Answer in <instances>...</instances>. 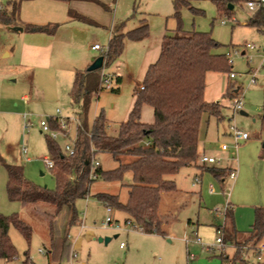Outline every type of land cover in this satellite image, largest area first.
Returning <instances> with one entry per match:
<instances>
[{
  "label": "rangeland",
  "instance_id": "rangeland-1",
  "mask_svg": "<svg viewBox=\"0 0 264 264\" xmlns=\"http://www.w3.org/2000/svg\"><path fill=\"white\" fill-rule=\"evenodd\" d=\"M43 1L45 0H23L16 22L23 26L27 23L41 24L38 20H42L44 13L47 12ZM99 1L107 5L108 9L89 3L91 6L89 11L92 14L99 16L100 13L102 17L109 15L112 22L117 2L122 9L129 6L131 9L129 15L122 19V26L116 30L126 32L139 26L140 19L144 18L148 24V35L139 41L124 38L122 54L110 65H105L106 73L111 75L115 73L122 80L117 92L102 89L91 97L85 117L88 128L91 127L94 117L102 112L107 133L110 135L117 133L119 124L127 118L133 105L135 89L141 86L146 71L145 62L153 63L157 59L162 35L173 32L180 24L185 31L208 32L218 43L212 52L227 56L229 71L234 73V77L229 78V72H213L217 78L224 79L227 84L237 89L238 94L235 96L240 98V110L245 113L241 114L240 110L233 111L227 105L232 99L223 96L224 91L221 97L226 105L221 107L222 118L216 120L203 115L199 140H202L205 130L211 133L216 129L221 131L226 128L228 131L229 124L247 132L250 137L257 136L261 125L260 118L264 115V62L263 51L260 49L264 45V31L260 32L247 24L252 13L244 2H235L231 9L218 11L213 0H189L192 9L189 6H182L176 17L173 0ZM7 3L8 0H0V11L9 10ZM55 5L61 4L57 2ZM60 7V11L54 12L55 17L49 27L57 25L56 47L62 49L54 51L56 58L49 69L23 68L18 65L16 56L19 41L15 36L17 34L12 30L17 23L6 25L0 22V156L6 163L22 166L27 181L46 189L55 188V180L43 159L48 157L45 138L49 133L40 130L39 122L42 119L46 121L49 116H57V109L62 118H79V107L72 102L68 94L74 72L84 71L85 60L100 55L98 50H91L90 45L96 42L106 49L109 36V26L106 27L104 23L86 14L82 15L97 24L64 22L67 19V11L62 8L63 6ZM116 20L120 18L116 17ZM247 43L254 44L257 48H246ZM7 51H12V55L5 56ZM205 84H210L214 88V84L208 79H205ZM115 87L116 83L112 82L111 88ZM22 95L29 96V100H22ZM10 110L19 113L8 115L7 112ZM153 119L152 107L143 104L140 109V120L152 123ZM76 128L77 122L72 120L68 126V134L56 137L55 141L61 149L65 143L74 140ZM217 136L219 140L226 141L227 153L237 158L243 144L234 147L229 136L225 137L221 133ZM96 158L103 170L112 169L118 164L109 153L99 152ZM130 159L121 158L122 162ZM186 170V167L180 168L175 178ZM181 177L179 187L184 191L192 190L191 175L182 174ZM6 181V171L0 161V213L6 215L17 213L25 220H29L32 224V235L28 243L11 225L9 237L16 248L17 257L0 264H22L26 250L34 263L48 264L44 253L39 252V249L47 248L45 231L39 227L41 223L31 222L22 204L7 198ZM130 182V172L124 173L121 182L105 181L98 177L90 183L88 195L76 199L77 218L68 235L71 243L69 252L73 251L75 255L68 254V264H230L235 252L233 245L227 244L223 251H220L214 242L216 235L214 225L221 224L222 221L220 215L214 214L215 209L222 208L238 191L230 182L221 191L216 180L210 181L215 190L212 195L218 194L224 200L221 205H209L205 201L207 196L204 197L203 193L201 196L198 194L184 196L178 203L182 207L177 211L175 218L170 217L165 222L166 225L164 229L162 228L164 234H146L134 229L130 224L123 222L122 212L111 209L112 211L108 213L104 204L95 196L98 192L118 193L124 201L126 190L121 183ZM207 183L208 181L205 187ZM193 200L199 203V209L197 205L192 206ZM42 210L50 211L46 207H42ZM107 216L111 217V223H105ZM188 218L191 220L190 224L187 223ZM196 227L197 231H192ZM105 237L109 238L106 243L98 240ZM196 238H199L200 242H197ZM120 243H123V246H120ZM211 244L213 247L209 248L207 245ZM220 253L226 258L222 259ZM246 254L244 261L236 260L234 264H264V255L256 256L250 246Z\"/></svg>",
  "mask_w": 264,
  "mask_h": 264
},
{
  "label": "trees",
  "instance_id": "trees-1",
  "mask_svg": "<svg viewBox=\"0 0 264 264\" xmlns=\"http://www.w3.org/2000/svg\"><path fill=\"white\" fill-rule=\"evenodd\" d=\"M23 0H8L9 10L0 11V22L6 25L17 23L20 3ZM69 2L72 0H55ZM92 2L104 9L108 6L99 0H79ZM245 0H213L218 11L230 9L229 5ZM189 6V0H173L175 15L179 9ZM190 7V6H189ZM192 9V7H190ZM71 20L87 24H97L92 19L72 10H68ZM19 24V23H17ZM16 24V25H17ZM247 24L258 31H264V14L254 12ZM57 25H35L27 23L25 31L46 32L54 34ZM148 24L144 18L139 26L126 32L115 30L108 39L105 54V65L113 63L123 52L124 38L139 41L147 37ZM218 43L208 32L185 31L180 24L173 32L164 34L160 42L157 59L149 64L144 73L141 86L135 89L134 102L127 118L118 126L115 135L106 131L103 113L94 117L90 128L85 117L90 99L102 88L100 69L94 71H75L69 91L72 102L78 105L79 124L73 140L74 154H65L55 139L45 138L48 157L53 161L49 168L55 180V188L46 189L27 181L22 166L6 163L0 156L6 175V194L10 201H18L25 208L31 222L41 223L47 243L45 259L48 264H68L71 243L68 235L75 223L77 211L75 201L86 197L89 185L88 170L93 156L99 152L109 153L117 165L109 170L100 166L95 169L98 177L105 181L121 182L125 172H130L131 182L121 183L125 188L126 199L123 201L118 193L98 192L95 196L104 206L125 214L124 223L137 226L146 234H164L160 227L157 210L160 194L174 191L175 181L172 178L180 168L196 164L197 146L201 131L203 115L216 120L222 118L221 105L217 101L207 102L203 98L205 74L208 71H229L228 58L225 54L213 53ZM228 73V74H229ZM117 92L121 77L113 74ZM237 89L227 84L223 96L233 99ZM148 104L153 110V122L140 120V109ZM48 123L52 129L58 128L56 117L49 116ZM264 129V115L260 118ZM122 157L130 161L122 162ZM202 170L209 171L217 180L227 176L226 167L200 165ZM75 175V179L71 177ZM42 207L50 211L42 210ZM253 222L248 231L240 232L234 227L231 208L225 210L222 225L223 242L232 244L235 252L230 264L236 260L244 261L240 253L243 246L252 248L264 239V206L254 207ZM60 218V219H59ZM44 223V224H43ZM14 226L29 243L32 235V224L19 214L0 213V262H10L17 257L14 244L9 237V227ZM221 225L218 224L217 227ZM22 264H36L24 251ZM225 259V255L220 253Z\"/></svg>",
  "mask_w": 264,
  "mask_h": 264
},
{
  "label": "crops",
  "instance_id": "crops-1",
  "mask_svg": "<svg viewBox=\"0 0 264 264\" xmlns=\"http://www.w3.org/2000/svg\"><path fill=\"white\" fill-rule=\"evenodd\" d=\"M103 1L109 2L110 0H103ZM43 2H45V7L47 12L44 13L42 20H38V22L41 24H35V25L51 24L52 19H54L55 17L54 12L56 13L60 11L61 10L60 6H63L62 8H64L67 11L66 12L67 19L64 20V22L65 21L76 22L75 20L69 19L68 17L69 9L77 11L78 13L81 12V14H86L104 23L106 27L109 26L108 39L110 38L111 33H113L119 26H122V21H123L122 19L128 16L131 11V9H129V6H127V8L125 6V8L122 9V6L119 5V3L117 2L114 10L115 11L114 19L111 22L109 15L102 17L100 16L99 13V16H95L89 11V8H91L89 3L92 2L79 1V0H72L69 2L45 0ZM57 2H59V4L61 5H55L57 4ZM116 17H119L120 20H116ZM16 26L22 27L21 31L12 29L17 34L15 36L19 41L18 54L16 56L18 65H20L23 68H32V69L51 68L52 61L56 58V54H54V51L57 52L58 50L60 51V49H62V48L57 49L56 47L57 45L56 38L58 36L55 33L56 31L54 32V34H48L46 32L25 31L23 30V25L21 24L20 25L17 24ZM95 43L96 42L92 44ZM91 45H90V49H91ZM262 47H264V45ZM262 47H260L261 50ZM12 53H13L12 51H7L5 53V56L9 57L12 55ZM91 59L92 58L85 60L84 69H86V67L90 64ZM262 61L264 62L263 59ZM145 63H146L145 64L146 68L149 64H151V62L149 61ZM205 79H208L209 82H212V84H214V88H212L210 84L207 85L205 84V88L203 92L204 100L207 102L217 101L219 102L221 107H223L225 104V100L223 99V97H221V95L226 89L227 81L225 82L224 79L217 78V76L214 74L213 71L206 72ZM30 81L29 83L31 84L32 81L31 82ZM224 82L226 85L224 84ZM70 85H72V83H70ZM29 98L30 97L27 95L21 96V99L24 101L29 100ZM227 105L231 107L230 104ZM7 113L8 115L9 114L13 115V114H18L19 111L10 110ZM215 131L211 133H208L207 130L204 131L203 136L201 138L202 140L198 141L197 157L199 158V156L202 154L217 155L222 157L223 160L221 164L218 166L226 167L228 169L230 168L235 169L236 178L234 180H229L227 177H223L221 180H217L209 171L202 170V168L199 167L201 163L199 162L198 159V161H196V164L186 166L187 170L182 171L183 172L182 174H186L188 176L191 175L190 185L191 187H193V189L190 191H184L179 187L182 174L180 173V175L176 179L175 176L177 175L178 173L177 172L175 175L172 176V178L175 181L176 189L174 191H164L160 194V203L157 210V215L160 221L161 229L162 228L164 229V226L166 225L165 222H167L170 219V217L172 219L175 218L177 211L182 207L181 204L178 205V203L180 200L184 198V196L188 197L191 194H195V195L198 194L199 196H201V194L203 193L204 197L207 196L205 201L209 203V205L223 204L224 200L220 195L218 194H216L215 196L212 195L215 193V190L213 192H209L208 190L209 185H211L214 189L213 183L210 182L211 180H216L218 182V186L221 191L224 190V187L229 182L231 185H233L234 188L238 189L235 195L231 196V199L225 202V204L228 203V205L231 208L234 227L237 231L240 232L248 231L253 222L254 207L264 206V129L261 128L260 126V129L256 137H250L248 141L242 143L243 145L239 150L240 152L238 153L237 158H234L233 154L230 153L228 154L227 153L228 149L225 151L220 149V145L225 143L226 141H224L222 138H221L222 140H219L217 134L221 133L225 137L229 136L226 128L221 131L216 129ZM195 176H198L200 181L198 184L193 186L192 181ZM207 181L208 183L207 186L205 187V183ZM193 203L192 206H195V204ZM199 206H200L199 203H197V209H199ZM193 209L196 210V208ZM211 211L212 210H210V212ZM214 214L219 215L217 213ZM123 217H125V214L123 215ZM187 223L188 224L191 223L190 218L187 219ZM217 225L218 224L214 225V229H216ZM192 231L196 232L197 227Z\"/></svg>",
  "mask_w": 264,
  "mask_h": 264
},
{
  "label": "built area",
  "instance_id": "built-area-1",
  "mask_svg": "<svg viewBox=\"0 0 264 264\" xmlns=\"http://www.w3.org/2000/svg\"><path fill=\"white\" fill-rule=\"evenodd\" d=\"M244 4H245L246 8L252 14L254 12H258V11H261L264 14V0H245ZM245 46H246V48H249V49L257 48V46H255L254 44H250V43L245 44ZM91 49L98 50L100 52V55L103 56V64H102L101 71H100V85L104 89H110L111 84L113 82V76L104 71L105 54H106L107 48L103 49L98 43H95V44L91 45ZM262 51H263V60H264V47H262ZM228 77L233 78L234 73L230 72L228 74ZM141 88H142V86H141ZM231 101L232 102L230 103V106H231L232 110L233 111L240 110V107H241L240 98L235 96ZM56 112H57V116H54V117H56L58 120V128L57 129H52L50 127L47 119H46V121L42 119L39 122L40 130L48 132L49 137L52 139H56V137L58 135L66 136L68 134V126H69L70 121L74 120L77 122V124H79V118L78 117L77 118L75 117L73 119L70 117L62 118L60 115V111L58 109ZM228 135L231 138V141H232L234 147H237L238 145L245 143L246 141H248L250 139V136L247 132L243 131L242 129H240V128L236 127L235 125H232V124H229ZM72 143H73V141L71 143H65L63 145L62 151L65 154H67V155H73L74 154V147H73ZM220 149L225 151L228 149V145L226 143H223L220 145ZM43 159H44V162H45L46 166L48 167V169L53 166V161L50 157H44ZM198 159L202 165H207V166H216V165L218 166L221 164V162L223 160V158L220 156L208 155V154H202L199 156ZM99 166H100V163L97 160L96 155H95L92 157V159L90 161L89 170H88L89 179L94 180V179L98 178V174L95 172V169ZM226 177L229 180H234L236 178V170L233 168H230ZM75 178H76L75 175H73L71 177V179H75ZM199 181H200L199 177L195 176L193 178L192 185L194 186V185L198 184ZM208 190H209V192L214 191V189L211 185L208 186ZM193 204L197 205V201H194ZM105 207H106V211L109 213L111 211L110 206L105 205ZM228 207H230V206L228 205V203H226L222 208L215 209V213L219 214L222 217L221 225H219L215 229L216 235H215V239H214V242L217 246V249L220 251H223V249L226 245L223 242V238H222V225H223V221H224L225 210ZM105 223H111V217L110 216L106 217ZM131 226L134 229L141 231V229L139 227L134 226V225H131ZM195 240L197 242H200L199 238H196ZM120 246H123V243H120ZM207 246L209 248H212L213 244L207 245ZM248 248H249V246H247V245L243 246V248H242L240 256H241V258H243V260L246 258V255H247L246 250ZM252 251L255 254H257L256 256L264 255V240H261L259 243H257L256 247L252 248ZM39 252L45 254V250H43V249H39ZM70 255L74 256L75 253L73 251H71Z\"/></svg>",
  "mask_w": 264,
  "mask_h": 264
},
{
  "label": "water",
  "instance_id": "water-1",
  "mask_svg": "<svg viewBox=\"0 0 264 264\" xmlns=\"http://www.w3.org/2000/svg\"><path fill=\"white\" fill-rule=\"evenodd\" d=\"M229 8H232V5H229ZM13 30H18L21 31L22 27L20 26H14L12 27ZM103 64V56L99 55L97 57H94L91 59L90 64L86 67V71H94L97 69H100L102 67ZM241 114H245L242 110H240ZM99 241H104L105 243L109 240L108 237L105 238H98Z\"/></svg>",
  "mask_w": 264,
  "mask_h": 264
}]
</instances>
